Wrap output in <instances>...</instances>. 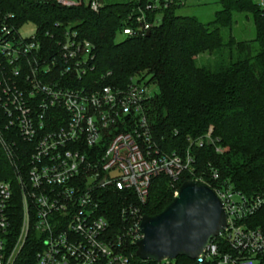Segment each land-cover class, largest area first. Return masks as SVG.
<instances>
[{"label":"built area","instance_id":"1","mask_svg":"<svg viewBox=\"0 0 264 264\" xmlns=\"http://www.w3.org/2000/svg\"><path fill=\"white\" fill-rule=\"evenodd\" d=\"M52 1L94 13L103 7L101 0ZM131 1L137 6L122 38L143 36L165 10L185 2ZM255 5L264 17V0ZM15 21L0 10V154L7 164L0 167V264H130L126 244L143 237L153 180L194 177L191 156L160 153L145 112L151 94L140 76L126 87L94 85L92 44L76 28L46 32L45 45L34 25L22 37L25 25ZM210 179L226 228L192 264H263L264 232L250 224L263 200L221 183L216 171ZM107 192L121 204L116 227L103 212Z\"/></svg>","mask_w":264,"mask_h":264},{"label":"trees","instance_id":"2","mask_svg":"<svg viewBox=\"0 0 264 264\" xmlns=\"http://www.w3.org/2000/svg\"><path fill=\"white\" fill-rule=\"evenodd\" d=\"M146 2L141 0L142 5ZM219 3L221 9L211 22L181 16L176 13L180 6H172L148 36L120 40L137 6L131 0L103 3L98 13L85 5L63 7L52 0H0V10L13 14L18 27L34 25L45 45L46 32L76 28L92 44L89 80L94 85L126 87L135 75L141 80L148 77L146 85H155L158 92L146 102L145 112L160 153H188L194 177H202L210 188L211 172L216 171L221 183L262 199L250 224L264 232V17L255 0ZM236 13L252 18L254 40L237 41L231 36ZM154 19L151 16L148 22ZM3 165L7 167L0 154ZM194 177L185 172L175 184L165 176L155 178L144 214L160 213L172 201L175 189ZM118 201V194L111 192L103 201V212L113 227L120 222ZM125 254L130 264H155L140 261L133 244H126ZM192 263L185 257L176 259V264Z\"/></svg>","mask_w":264,"mask_h":264},{"label":"water","instance_id":"3","mask_svg":"<svg viewBox=\"0 0 264 264\" xmlns=\"http://www.w3.org/2000/svg\"><path fill=\"white\" fill-rule=\"evenodd\" d=\"M116 177L117 173L111 174ZM225 228L226 216L217 196L206 184L187 180L160 213L142 217L143 237L135 243V256L143 262L179 257L193 261Z\"/></svg>","mask_w":264,"mask_h":264},{"label":"rangeland","instance_id":"4","mask_svg":"<svg viewBox=\"0 0 264 264\" xmlns=\"http://www.w3.org/2000/svg\"><path fill=\"white\" fill-rule=\"evenodd\" d=\"M104 4L125 3L128 0H101ZM221 9L219 0H185L184 5L176 11L181 16L194 17L201 23H208L214 19L215 13ZM233 27L230 32L231 36L237 41H251L255 38V27L252 18L245 13H236L233 16ZM34 33V26L27 24L20 29L22 37H29ZM119 40L122 37L118 38ZM140 76V75H138ZM142 77V76H140ZM148 77L142 80L146 84ZM149 94L153 95L158 92L155 85L148 86Z\"/></svg>","mask_w":264,"mask_h":264}]
</instances>
